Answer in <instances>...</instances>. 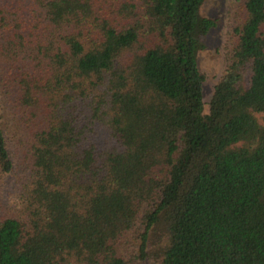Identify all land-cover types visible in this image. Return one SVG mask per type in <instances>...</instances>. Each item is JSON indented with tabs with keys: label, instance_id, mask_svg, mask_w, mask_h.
<instances>
[{
	"label": "trees",
	"instance_id": "trees-1",
	"mask_svg": "<svg viewBox=\"0 0 264 264\" xmlns=\"http://www.w3.org/2000/svg\"><path fill=\"white\" fill-rule=\"evenodd\" d=\"M205 2L0 3V264H264V0L208 111Z\"/></svg>",
	"mask_w": 264,
	"mask_h": 264
},
{
	"label": "rangeland",
	"instance_id": "rangeland-1",
	"mask_svg": "<svg viewBox=\"0 0 264 264\" xmlns=\"http://www.w3.org/2000/svg\"><path fill=\"white\" fill-rule=\"evenodd\" d=\"M233 0H206L203 15L216 19L217 27L214 28L204 39L205 49L200 53V68L206 76L205 82V104L206 111L214 92V88L220 81L225 70V45L230 32L229 11ZM6 0H0L1 5ZM3 7V6H2ZM20 174V173H19ZM18 171L0 181V207L1 210L20 211L21 187L17 183ZM17 212V211H16ZM136 264H157L156 261H138Z\"/></svg>",
	"mask_w": 264,
	"mask_h": 264
}]
</instances>
